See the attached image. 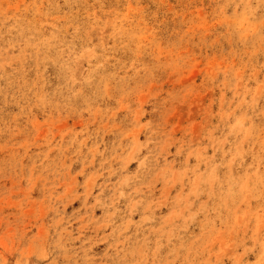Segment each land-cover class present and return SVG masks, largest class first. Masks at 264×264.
Wrapping results in <instances>:
<instances>
[{
    "label": "rangeland",
    "instance_id": "1",
    "mask_svg": "<svg viewBox=\"0 0 264 264\" xmlns=\"http://www.w3.org/2000/svg\"><path fill=\"white\" fill-rule=\"evenodd\" d=\"M0 264H264V0H0Z\"/></svg>",
    "mask_w": 264,
    "mask_h": 264
}]
</instances>
